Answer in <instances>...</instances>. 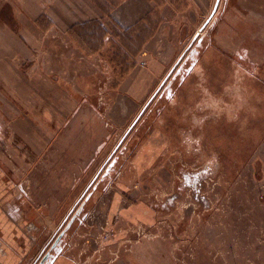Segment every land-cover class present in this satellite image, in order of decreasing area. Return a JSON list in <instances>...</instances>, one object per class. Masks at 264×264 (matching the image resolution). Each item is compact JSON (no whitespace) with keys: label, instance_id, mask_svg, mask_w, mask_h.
<instances>
[{"label":"rangeland","instance_id":"obj_1","mask_svg":"<svg viewBox=\"0 0 264 264\" xmlns=\"http://www.w3.org/2000/svg\"><path fill=\"white\" fill-rule=\"evenodd\" d=\"M152 1L134 29L90 25L65 41L86 65L66 90L107 133L101 173L87 187L80 169L69 195L44 198L22 264H264V0H219L202 30L215 0ZM22 14L0 0L13 30ZM156 33L160 50L142 55Z\"/></svg>","mask_w":264,"mask_h":264},{"label":"crops","instance_id":"obj_2","mask_svg":"<svg viewBox=\"0 0 264 264\" xmlns=\"http://www.w3.org/2000/svg\"><path fill=\"white\" fill-rule=\"evenodd\" d=\"M19 7L23 14L10 19L19 30L10 28L9 18L0 21V264H22L30 255L29 233L45 219L42 203L47 195H69L80 185V169L82 174L90 169L87 187L101 173L97 159L105 152L106 132L93 104L81 106L83 98L66 90L80 70L86 72V65L85 56L72 54L76 49L65 41L90 25L134 29L152 13L154 2L19 0ZM52 41L56 44L50 47ZM160 41L156 33L141 54L160 50ZM43 45L46 55L41 54ZM81 54L84 64L76 66L74 56ZM44 57L48 62L42 64ZM151 60L149 66L157 65ZM159 66L151 71H160ZM87 78L81 76L82 81ZM20 170L27 177L24 184L16 175ZM26 195H35L38 208L27 205Z\"/></svg>","mask_w":264,"mask_h":264},{"label":"water","instance_id":"obj_3","mask_svg":"<svg viewBox=\"0 0 264 264\" xmlns=\"http://www.w3.org/2000/svg\"><path fill=\"white\" fill-rule=\"evenodd\" d=\"M218 3H219V0H215V3H214V6H213V9L209 15V17L205 20V22L201 25L200 27V30H202L205 25L209 22V20L214 16V13L217 9V6H218ZM184 55V53H182L178 60L176 61L175 65L171 68V70L167 73V75L163 78V80L161 81L159 87L156 89V91L154 92V94L150 97V99L147 101V103L144 105V107L141 109L140 113L138 114V116L141 115L142 111H144V109L147 107V105L150 103V101L153 99L154 95L156 94V92L159 90L160 86L164 83V81H166V79L168 78V76L170 75V73L172 72V70L174 69V67L178 64L179 60L182 58V56ZM137 116V118H138ZM136 118V119H137ZM136 119L133 121V123L129 126V128L127 129V131L125 132V136L126 134L128 133V131L130 130V128L132 127V125L134 124V122L136 121Z\"/></svg>","mask_w":264,"mask_h":264},{"label":"bare ground","instance_id":"obj_4","mask_svg":"<svg viewBox=\"0 0 264 264\" xmlns=\"http://www.w3.org/2000/svg\"><path fill=\"white\" fill-rule=\"evenodd\" d=\"M107 134V133H106ZM156 135V134H155ZM118 144V143H117ZM114 146V145H113ZM119 147V146H118ZM138 154V153H137ZM137 156V155H136ZM130 171V170H129Z\"/></svg>","mask_w":264,"mask_h":264}]
</instances>
